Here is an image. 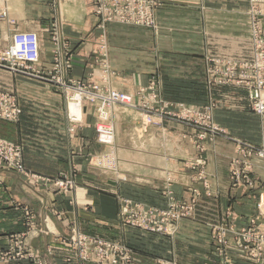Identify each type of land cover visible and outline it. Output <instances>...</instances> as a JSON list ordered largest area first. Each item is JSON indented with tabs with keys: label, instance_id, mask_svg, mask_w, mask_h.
I'll use <instances>...</instances> for the list:
<instances>
[{
	"label": "crops",
	"instance_id": "1",
	"mask_svg": "<svg viewBox=\"0 0 264 264\" xmlns=\"http://www.w3.org/2000/svg\"><path fill=\"white\" fill-rule=\"evenodd\" d=\"M160 4L156 14L160 27L158 37L144 27L108 24L105 63L110 67L112 80L117 77L123 85L121 90L134 92L148 85L155 74L161 81L165 101L196 106L205 105L212 93L217 106L216 121L227 133L238 139L247 129L257 133L262 125L260 121L252 124L247 121L248 116L257 120L258 117L250 113L246 92L222 86H215L211 92L206 86L205 75L207 57L234 60L251 57L248 0H160ZM9 16L17 21L16 27L20 31L39 33L41 64L45 71L53 64L44 46L43 30L56 24L69 42L72 53L71 69L67 70L63 61V71L57 77L63 81H100L98 75L106 65L97 61L98 19L88 3L9 0ZM13 29L0 18L1 38L10 39ZM22 82L21 77L0 70V90L14 93L23 109L18 123L0 120V137L21 144L26 166L38 174L70 173L72 167L77 166L78 180L90 187L89 198L94 205L89 210L76 208L70 203L69 196L33 189L21 175L0 167L1 247H6L11 235L26 233V243L38 250L47 264H64L71 251L62 245L61 238L69 234L72 225H79L87 233H99L126 243L136 252V264H158V259H174L180 264L207 263L211 254V234L205 225L183 220L175 238L170 239L129 227L121 228L117 224L118 196L164 207L162 188L166 174L175 178L173 189L178 195L191 183L194 172L184 168V161L188 163L197 156L192 143H187V129L165 122L163 131L153 128L141 138L138 132L141 126L136 121L126 113L116 114L120 127L117 133L123 132V124L126 126L122 141L118 139L115 143L121 168L119 176L103 175L91 171L85 164L87 156L105 151L96 141L94 119L88 111L71 134L62 102L64 96L51 89L54 85L48 83L52 82L46 81L42 86L31 83L41 91L24 89ZM132 133L138 138L130 139ZM147 137L152 142L148 149L145 148ZM206 144L209 150L203 157L207 160L211 186L222 193L218 213L230 202L229 163L237 156V145H240L222 138L217 143ZM249 144L257 148L262 145ZM250 162L259 187L248 195L242 190L237 192L233 209L239 227L246 226L249 219L264 210V158L254 156ZM210 206L212 204L207 205ZM24 209L31 212L33 229L28 226L30 219L25 216Z\"/></svg>",
	"mask_w": 264,
	"mask_h": 264
},
{
	"label": "rangeland",
	"instance_id": "2",
	"mask_svg": "<svg viewBox=\"0 0 264 264\" xmlns=\"http://www.w3.org/2000/svg\"><path fill=\"white\" fill-rule=\"evenodd\" d=\"M77 1L88 3L92 7L94 15L98 19L97 28L100 32V43L98 49L99 59L97 58V61H100L104 66L106 65L103 68L102 72L98 75L100 81L87 82L81 79H71L69 81H63L59 77H57V74L63 71V68L61 67L63 61L65 64V68L67 70L71 69L72 53L69 42L64 39L63 34L60 32L56 24H53L51 27L43 30L45 43L44 46L47 47L51 55V62L53 64V67L47 71L43 69V66L41 64V50L40 63L39 67H37V69L42 73L43 77L46 78L47 82H52L48 84L54 85L53 87H51V89L61 93V95L64 96L62 102L63 107L66 111L68 123L70 124L69 131L71 132V134H74L77 125H80L84 120V113L88 111V114L94 119L96 141L100 144L99 133L97 132V126L100 123L97 115L98 113H96L95 108L93 107V105H91L90 102L84 101L82 102V106L80 105V95H76V91H74L72 87L74 84L72 83L82 82L85 85H96L104 92L114 90L132 97L135 101L134 107L127 105H117L113 110H111L109 125L114 129V145L108 147L100 144L105 148V151L100 154L97 153L87 156L85 162L87 167L91 169V171L94 170V172H99L103 175L109 174L114 175L115 177L119 176L118 174L121 168V160L115 153V143L118 139L119 142L122 141L123 135L126 131V126L123 124V132H120L119 134L117 133V130H119L118 128L120 127H118L117 125L118 118H116V114H119L120 112L126 113L127 115H129L128 117L132 118V121H136L141 126L138 129V132L141 134V138H144L143 136L148 135L149 130H152L153 128H157L163 131L165 122L175 123L181 127H184L188 132L186 134L187 143H192L191 145L194 148L197 156V159L188 163H185L184 161V168L192 170L194 172V175L192 177L191 183L186 185V188L181 195H178L173 189V186L175 185V178L169 173L165 175V185L162 188V194L166 201V205L164 207L153 206L143 202H138L129 198L118 196L117 200L119 204V212L117 216V224L121 228L129 227L145 233L156 234L161 237L174 239L179 231L180 223L183 220H191L205 225L210 229L211 254L206 264H239L240 262L248 264H264V252L259 254V252L261 251V245H263L264 237V210L258 212V214L249 219L246 226L244 225L242 227H239L237 224L238 218L233 209L238 191L242 190L244 191L243 193L248 195L251 193V190H257V188L259 187V184L254 179V166L253 163L250 162L251 157L255 156L258 158H264V114H261L256 107L258 101H256L255 98L251 97L252 90L258 88L259 81L262 80L264 83V0H248V18L250 25L249 39L252 47L251 57L245 60L225 59L220 57H207L206 59L205 75L206 86L208 90L212 92V89L215 86H222L236 87L245 91L249 102L250 113H253V115L258 117L257 120L254 117L250 116V118L248 116L247 121H249L251 124L254 121H260L262 125L261 129L258 130L257 133L250 132V129H247V131L242 134L243 137L241 139L234 138L231 134L227 133V131H225V129L216 121L215 111L217 106L212 93L209 95L208 102L205 105L196 106L186 103H173L165 101L162 96L161 81L155 74H153L148 85L141 86L134 92H126L125 90H121L120 87H122L123 85H120V83L122 82L116 79L117 77H114L112 80V77L110 76V67L105 63V59L107 57V44L105 35L108 24L118 23L122 25L144 27L151 30L154 33L155 37H158L160 27L157 23L156 14L157 10L161 6L160 0H158L157 4L153 5L154 27L133 23L126 24L121 22H108L103 25L101 23L100 16L97 14L96 4L92 0ZM0 18L4 19L12 27H14L11 36L16 31H20L16 27L17 21L15 19H11L9 16V0H0ZM34 33H37L42 49V41L39 33ZM8 42L9 41L6 38L4 39L0 36L1 48L6 47ZM258 61L262 62L260 63ZM232 67L234 68L231 70ZM0 70L5 73L16 75L4 69ZM48 73L52 74V76H49ZM16 76L22 78L23 82L21 83V85L24 89L28 90L41 91L40 89H36L31 86V83L39 86L47 83L42 79L28 78L21 75ZM0 91L12 94L23 113L20 100L14 93L4 90ZM262 94L264 99V84L262 87ZM73 105L77 109V111L75 112L71 108ZM44 106L47 107L46 105H42L41 107ZM22 113L18 121H6L3 119L0 120L9 123H18L21 119ZM75 116L80 117L81 119L79 118L78 120H75ZM128 121L130 123V120ZM249 122H247V125L249 124ZM119 124H121V122ZM134 137L135 139L138 138L137 135L132 133L130 139ZM220 138L232 141L239 144L240 146L237 145L238 154L237 156L232 157L229 163V183L230 187L232 188L230 190V202L225 209H220V211L218 210L217 213L222 193H220L219 190L216 191L212 189L210 175L207 168V160L203 157V155L209 150L206 143H217L218 139ZM0 139L22 147L23 162L25 167L31 174L42 178H63L68 181H72L73 188L71 186H69L67 189L48 187L46 185V182L43 180L36 182L34 180H31L30 177L28 178L21 173L9 171L4 166H0L2 169L21 175L24 178L25 182L31 185L33 189H42L50 193H60L62 195L69 196L70 203L76 208L89 210L93 207L94 203L89 198L90 187L78 180L79 170L77 166H73L70 173L61 172L53 176H44L38 174L26 166L24 161V147L21 144L9 141L2 137H0ZM149 143L152 142L151 140H149V137H147L145 148L148 149L152 147V145ZM249 143H262V145L260 146V148H257ZM107 155L112 156L114 159L110 158L105 161V164L97 166V160L100 157L102 158L103 156ZM127 202L130 204L132 212L129 209L130 207L128 208V212L124 211V209H127ZM210 204H212V206L208 208L207 205ZM141 209H145L146 211L156 210L160 211L161 213L164 212V215L161 214L160 217L158 216L159 219L156 217L154 220H152L149 224V230L145 227L132 226L128 223L129 219L130 221H142L141 215L143 212L141 211ZM24 214L27 219H30V221L28 222L29 228L33 229L34 223L31 212L24 209ZM59 217H62V214H59ZM147 219H149V217L146 218V222ZM218 228H220V230ZM25 235L26 233L21 235H11L8 239V244L6 245V247L3 248L0 246V248L6 251L12 238L19 239L24 243L28 250H31L39 257V261H41L43 264H47V262L43 260V257L38 250L29 247V245L26 243L27 241L25 239ZM76 235L100 239L108 243L117 245L118 247H124L130 255L129 264H136L137 262L135 250L129 247L126 243L108 239L99 233H87L83 229H81L79 225H72L69 229V234L64 238H61L62 245L71 251V253L65 257L66 259L64 260V264H100L99 262H97V260L86 262L79 259L77 252L78 249L76 248L74 243V238ZM11 262H31L33 264H37L35 263V261L29 260ZM158 264L180 263L176 262V260L174 259H158Z\"/></svg>",
	"mask_w": 264,
	"mask_h": 264
},
{
	"label": "built area",
	"instance_id": "3",
	"mask_svg": "<svg viewBox=\"0 0 264 264\" xmlns=\"http://www.w3.org/2000/svg\"><path fill=\"white\" fill-rule=\"evenodd\" d=\"M97 7V14L101 18V23L104 25L108 22L133 23L154 27L153 23V5L158 3V0H92ZM258 1V0H257ZM5 13V12H4ZM6 47L0 46V69L9 71L10 73L21 75L28 78H37L46 80L42 73L37 69L40 63V39L37 33L16 31L10 39ZM262 62V61H258ZM235 66V64H234ZM256 66V64H255ZM234 67L231 68V70ZM76 95H80V105L82 102H90L98 113L100 123L97 126L99 133V141L103 146H113L114 129L109 125V117L111 110L117 105H127L134 107V99L124 93L114 90L107 92L102 91L96 85H85L82 82L72 83ZM263 81H259L258 88L252 90L251 97L255 98L258 103L256 107L261 114H264V99L262 94ZM75 95V96H76ZM73 99V98H72ZM22 111L19 108L15 97L7 92L0 91V119L6 121H18ZM170 115V113H169ZM80 117L75 116V120ZM81 119V118H80ZM114 159L107 155L100 157L97 160V166L105 164L108 159ZM0 166H4L9 171L21 173L31 180L39 182L43 180L48 187H56L58 189H67L69 186L73 188V182L63 178H42L31 174L25 167L23 162L22 147L0 139ZM128 212L130 204L126 203ZM132 212L131 207L129 208ZM143 212L142 221L129 219V224L132 226L145 227L150 229V222L156 217L159 219L160 211L152 210ZM134 212V208H133ZM133 214V213H131ZM159 216V217H158ZM147 219L146 222V218ZM220 230V228H218ZM74 243L78 249V256L81 261H95L100 264H129V252L123 247H118L104 240L76 235ZM264 252V237L261 251ZM29 260L35 261L37 264H43L39 261V257L28 250L24 243L19 239H11L9 247L5 251L0 248V263L11 261Z\"/></svg>",
	"mask_w": 264,
	"mask_h": 264
},
{
	"label": "bare ground",
	"instance_id": "4",
	"mask_svg": "<svg viewBox=\"0 0 264 264\" xmlns=\"http://www.w3.org/2000/svg\"><path fill=\"white\" fill-rule=\"evenodd\" d=\"M71 104H72V103H71ZM75 104H76V103H75ZM75 104H74V105H75ZM74 105H73L71 108H72V110L75 112V111H77V109H76V107H75Z\"/></svg>",
	"mask_w": 264,
	"mask_h": 264
}]
</instances>
